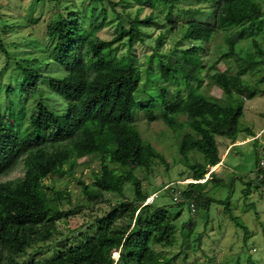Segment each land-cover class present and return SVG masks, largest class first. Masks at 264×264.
Returning a JSON list of instances; mask_svg holds the SVG:
<instances>
[{
  "label": "trees",
  "instance_id": "1",
  "mask_svg": "<svg viewBox=\"0 0 264 264\" xmlns=\"http://www.w3.org/2000/svg\"><path fill=\"white\" fill-rule=\"evenodd\" d=\"M132 1L140 8L146 5L160 13L166 7L169 26L159 25L152 11L142 19L138 13L134 18L127 14L125 20L116 9L119 2L88 0L87 4H80L71 0L65 8L54 6V14L46 25L50 41L47 56L59 73L44 74L39 56L15 61L14 70L19 72L20 80L8 77L10 80L2 89L8 101L3 108L0 103V176L9 173L19 161L23 174L0 182V264H170L175 259L177 254L170 256L167 252L177 243L180 233V245L186 243L194 231V221L189 218L178 228L175 220L180 212L171 214L166 205L146 202L150 194L142 190L136 170L150 172L156 160L165 166L167 162L135 127L134 109L138 107L148 122L160 118L179 138L178 153L184 160L189 161L190 152L202 156V161L189 166L191 175L185 179L193 181L178 183L185 188H172L181 190L183 200L172 201L177 205L187 201L188 206L192 202L206 210L212 202L226 205L229 219L236 226L243 225L231 214L229 198L206 196L208 183H220L222 177L213 171L208 178L205 175L209 167L221 161L216 136L235 142L242 130L254 135L248 127L241 129L239 120L245 102L264 93L259 87L264 83V49L254 37L255 50L238 51L236 46L259 32L264 8L257 0H206L207 8H179L184 20L179 23L180 16L175 17L172 12L178 8V0ZM106 4H110V11ZM32 20L37 22L38 18ZM112 24L114 35L108 40L100 38L98 32ZM142 26L163 28L155 38L152 55L161 87L156 96L150 95L147 100L137 99L139 72L133 55L135 44L143 42ZM174 31L180 33V38L167 52L161 51L164 36ZM218 32L224 34L227 48L221 58L236 62L239 70L235 73L227 69L211 71L201 59L202 45ZM123 42L127 45L126 54L112 55ZM0 51L6 53L1 32ZM256 69L259 78L251 84L243 74ZM179 75L186 83V95L166 86L176 83ZM204 79L217 86L222 96L199 93ZM34 97L37 98L27 113L26 103ZM98 138L108 155L92 172L90 186L81 179L79 183L87 205L98 202L104 193L116 196V202L108 211L94 216L95 231L84 241L53 248L49 256L19 260L18 254L24 249L48 241L56 229V220L67 215L60 208L62 193L44 180L65 166L73 170L81 158L98 154ZM259 157L255 160L256 177L263 181L264 171L257 169ZM126 184L131 185V198L126 196ZM11 229L21 236L20 245L8 234ZM200 237L199 234L195 239L197 246ZM115 251L118 258L114 261ZM233 264L241 263L237 259Z\"/></svg>",
  "mask_w": 264,
  "mask_h": 264
},
{
  "label": "rangeland",
  "instance_id": "2",
  "mask_svg": "<svg viewBox=\"0 0 264 264\" xmlns=\"http://www.w3.org/2000/svg\"><path fill=\"white\" fill-rule=\"evenodd\" d=\"M71 0H0V32L2 42L6 48V53L0 51V103L2 108L8 99L2 91L3 86L11 77L18 81L20 74L14 70L15 61H20L25 57L32 58L39 56L44 74L57 75L56 65L52 63L47 56L46 46L50 44L49 38L46 36V25L51 16H53L55 7L65 8L70 4ZM77 3L88 0H75ZM117 3V11L125 19L129 14L130 18H134L138 13L139 18L148 16L152 11L153 19L161 24L167 23L165 7L162 13L158 10H151L146 5L140 8V4L132 0H111ZM260 1L264 8V0ZM159 8H161V5ZM110 11V4H106ZM177 7L172 12L175 17L180 16L179 23L183 22L182 10L196 11L199 8H207L206 0H178ZM38 18L37 22L32 19ZM126 20V19H125ZM178 23V24H179ZM169 26V23H167ZM260 29L257 34L241 40L236 49L255 50L252 37L264 49V14L260 18ZM143 42H137L133 49V55L136 59V65L139 72V95L137 99L147 100L150 95H157L158 89L161 87L156 80L154 71V48L155 38L163 31L158 26H142ZM114 24L103 27L98 36L103 39H110L114 35ZM222 32L216 33L212 39L204 43L203 49L199 52L202 61L210 67L211 71L215 69L225 70L235 73L239 70L233 59L226 60L221 58V54L226 52L227 48L223 40ZM180 38V33L174 31L164 36L161 51L167 52L175 41ZM127 45L125 42L117 46L116 51L112 55L122 56L126 54ZM49 64V65H48ZM46 67H44V66ZM48 65V66H47ZM55 67V68H54ZM259 69V68H258ZM257 69L253 72L246 71L243 78L255 83L259 78ZM13 81V80H12ZM170 90L178 89L181 94H187V86L181 75L178 76L176 83L166 84ZM264 90V83L259 85ZM198 92L204 95L221 97V90L210 83L208 79H204ZM37 97L27 101L29 106L27 113L31 111L33 103ZM134 125L140 131L143 139L149 141L157 150H159L166 162L167 166L156 160L150 172L143 169L136 170V175L141 180L142 190L151 196L157 192L154 197L155 205H166L171 214L181 213L175 220L178 228L189 218L194 221V231L190 234V238L186 243L180 245L182 237L178 235L177 243L168 248L167 252L170 256L177 254L170 264H233L239 260L241 264H264V180L256 177L255 160L264 155V93L247 100L244 106V112L239 120V127H248L254 133L261 131V134L244 144L235 146L226 160V167H222L221 173L217 177H222L221 182L210 181L206 188L207 197L214 199L230 200V212L242 226L236 224L229 219V214L225 212L226 205L212 202L208 207V212L203 206L195 207V211L191 212L188 202L177 205L172 201V188H185L186 185L178 184L186 180L190 176V165L198 159L199 154L190 152L189 161L178 153V140L174 133L166 127V125L157 119L148 122L144 117V111L140 107L134 109ZM245 136L243 130L238 138ZM98 140V154L86 156L79 159L77 164L71 170L65 166L60 171L48 176L44 183L54 190H58L62 194L60 200V208L67 213L63 218L56 220V229L53 231L51 238L36 246V248L22 249L18 254L19 260H30L32 258H41L49 256L53 253V248L61 249L64 246L78 244L86 239L87 235H91L94 230V216L104 211H108L110 206L116 202V196L104 193L103 197L97 198L98 202L87 205V197L83 193L82 185L79 183L81 179L85 185L92 182V172L98 170L99 163L106 159L108 150ZM226 140L225 137L216 136L219 143V149L222 152L221 141ZM258 152L260 154H258ZM202 157V156H201ZM23 174V164L19 161L12 170L0 176V182L15 179ZM258 176V175H257ZM260 178V177H259ZM190 182V178L188 179ZM188 181V182H189ZM173 182L170 189H165L164 185ZM249 184H248V183ZM249 187L248 190H246ZM125 193L128 198L132 197V188L130 184L125 185ZM52 194V191H48ZM53 196V194L51 195ZM129 200V199H128ZM150 202V201H149ZM81 206L78 208L76 206ZM73 211V212H72ZM72 212V213H71ZM179 232V231H178ZM201 235V243L197 246L196 237ZM8 234L13 236L15 241L20 245L21 236L16 234L12 229ZM64 245V246H63ZM188 246H190L188 248ZM207 253V256H203ZM117 254H112L115 259ZM169 257V256H168ZM250 260V261H249Z\"/></svg>",
  "mask_w": 264,
  "mask_h": 264
},
{
  "label": "crops",
  "instance_id": "3",
  "mask_svg": "<svg viewBox=\"0 0 264 264\" xmlns=\"http://www.w3.org/2000/svg\"><path fill=\"white\" fill-rule=\"evenodd\" d=\"M262 130H263V129H262ZM262 130H260V131H258V132H256V133H254V135H252V133H250V134H245V136L242 137V138H238V137L240 136V133H239V134H238V137H237L236 140H235V142H232V141H231L230 139H228V138H226V140H222V141H221L222 145H220V146H221V148H223L224 150L221 152L220 149H219V152H220V155H221V161H220L218 164H216L217 167H216L215 169H213L212 167H209L208 173L205 175V178H208L209 173H210L211 171L215 172L216 175H217V174H220V173H221V169H222V167H226V160H227L229 154L231 153L232 149H233L235 146H238V145H244V144L250 142L253 138H254V140H257L256 137H258V136L261 134V131H262ZM219 143H220V142H219ZM219 143H217V144H218V148H219ZM258 154H260V153L258 152ZM199 156H200V154H199ZM197 160H198V161H202V157H201V156L198 157ZM188 181H189V180H188ZM200 181L202 182V181H204V179H202V180H200ZM205 190H206V189H205ZM206 191H207V190H206Z\"/></svg>",
  "mask_w": 264,
  "mask_h": 264
},
{
  "label": "built area",
  "instance_id": "4",
  "mask_svg": "<svg viewBox=\"0 0 264 264\" xmlns=\"http://www.w3.org/2000/svg\"><path fill=\"white\" fill-rule=\"evenodd\" d=\"M257 169L259 171H264V155H261L259 157ZM180 183L181 184H184L185 181L180 182ZM172 185H173V183L172 182H169L168 184H165L164 188L170 189ZM172 192H173L172 199H173L174 202H181L183 200V196L181 194V190L180 189H177L176 191H172ZM154 197H157V192L153 193L152 196H150L149 198H147V201L146 202H149V201L151 202ZM189 206H190V211L191 212H194L195 211L194 204L191 202V204Z\"/></svg>",
  "mask_w": 264,
  "mask_h": 264
},
{
  "label": "clouds",
  "instance_id": "5",
  "mask_svg": "<svg viewBox=\"0 0 264 264\" xmlns=\"http://www.w3.org/2000/svg\"><path fill=\"white\" fill-rule=\"evenodd\" d=\"M190 180L193 181L192 179H190ZM184 181H185V183H189V182H188V179H186V180H184ZM185 183H184V184H185ZM150 196H151V195H150ZM150 196H149V197H150ZM152 201H154V199H153ZM152 201H151V202H152ZM147 203H150V202H147ZM113 253L115 254V252H113ZM117 258H118V252H117V256H116V258H115V259L113 258L114 261L117 260Z\"/></svg>",
  "mask_w": 264,
  "mask_h": 264
},
{
  "label": "bare ground",
  "instance_id": "6",
  "mask_svg": "<svg viewBox=\"0 0 264 264\" xmlns=\"http://www.w3.org/2000/svg\"><path fill=\"white\" fill-rule=\"evenodd\" d=\"M217 165L213 166L212 168L215 169ZM190 182V181H189ZM117 254V251H115V255Z\"/></svg>",
  "mask_w": 264,
  "mask_h": 264
}]
</instances>
